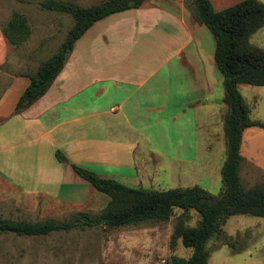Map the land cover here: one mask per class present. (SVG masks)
Returning <instances> with one entry per match:
<instances>
[{
  "label": "crops",
  "instance_id": "crops-1",
  "mask_svg": "<svg viewBox=\"0 0 264 264\" xmlns=\"http://www.w3.org/2000/svg\"><path fill=\"white\" fill-rule=\"evenodd\" d=\"M241 1L211 0L217 11ZM10 45L0 29L2 200L46 195L76 204L82 199L61 192L87 189L88 182L72 163L105 178L118 171L140 178L156 164L170 168L167 149L191 146L209 155L222 138L228 107L218 93L216 41L185 10L143 4L96 22L48 92L17 113L30 79L24 63L10 58ZM8 63L21 73L4 86ZM58 152L67 162H59Z\"/></svg>",
  "mask_w": 264,
  "mask_h": 264
},
{
  "label": "rangeland",
  "instance_id": "rangeland-1",
  "mask_svg": "<svg viewBox=\"0 0 264 264\" xmlns=\"http://www.w3.org/2000/svg\"><path fill=\"white\" fill-rule=\"evenodd\" d=\"M43 1L0 0V29L14 12L24 15L31 27V35L24 45L19 48L10 45V58L24 63L26 76L36 74L40 64L60 49L75 22L69 14L42 8ZM57 1L90 7L105 0ZM223 1L227 6L230 4V0ZM144 5L165 6L178 12L185 10L195 20L193 0H146ZM202 29L214 39L206 26L202 25ZM251 43L264 49V27L252 36ZM18 72L21 73L8 63L1 71L3 85L6 86L11 75ZM240 91L252 109V119L264 122V86L243 84ZM220 92L225 93L224 84L218 86ZM182 149L180 147L178 153L167 149L173 161L165 162L164 166L170 167L165 171H159L156 164L155 170L142 171L140 178L120 176L121 171H118L119 175L108 178L132 188L158 191L197 185L219 196L223 188L221 170L227 158L224 130L209 155L203 148L201 153L197 147L186 146L181 152ZM242 156L241 177L245 188L264 184V129L251 128L245 133ZM178 158L186 161H178ZM179 166L182 167L178 169ZM86 188H80L78 192L73 190L72 193L64 188L61 192L63 198L68 195L82 199L76 204L62 203L46 195H23L13 201L0 199V218L64 222L82 212L96 216L106 208L110 198L88 183ZM200 221L196 211L176 208L168 221L138 226L86 227L39 237L2 234L0 264H173L174 259L187 260L192 254L191 248L184 246L181 238L174 237L176 229L181 224L196 228ZM208 248L211 255L209 264H264V218L249 215L230 217L223 226L222 234L213 238Z\"/></svg>",
  "mask_w": 264,
  "mask_h": 264
},
{
  "label": "trees",
  "instance_id": "trees-1",
  "mask_svg": "<svg viewBox=\"0 0 264 264\" xmlns=\"http://www.w3.org/2000/svg\"><path fill=\"white\" fill-rule=\"evenodd\" d=\"M145 2L105 0L83 7L57 0L43 1L42 8L69 14L75 22L60 49L40 64L36 74L27 75L30 84L18 100L16 113L31 107L48 92L64 69L76 42L96 22L112 14L140 8ZM193 3L196 6L195 20L206 26L215 38V60L223 77L224 102L228 107L224 116L227 158L221 170L223 188L220 195L214 196L197 185L167 191L132 188L72 163V168L81 178L110 198L106 208L96 216L82 212L64 222L0 218V235L39 237L86 227L138 226L168 221L176 208L194 210L201 218L198 227L181 224L174 236L181 238L184 246L191 248L192 254L187 260L174 259L173 264H209L208 243L222 234L230 217L249 215L264 218V184L246 189L241 177L244 132L253 127L264 129V122L252 119L251 107L240 91L241 84L264 86V49L251 43L252 36L264 27V3L243 0L221 11L214 8L211 0H193ZM1 30L15 48L24 45L31 35L27 18L18 12L13 13ZM56 156L59 162H67L63 154L58 152Z\"/></svg>",
  "mask_w": 264,
  "mask_h": 264
}]
</instances>
